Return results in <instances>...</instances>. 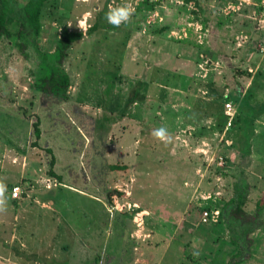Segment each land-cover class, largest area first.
<instances>
[{
    "label": "rangeland",
    "instance_id": "374dc122",
    "mask_svg": "<svg viewBox=\"0 0 264 264\" xmlns=\"http://www.w3.org/2000/svg\"><path fill=\"white\" fill-rule=\"evenodd\" d=\"M55 3L29 57L0 44V264H264V211L237 260L228 218L241 176L245 213L264 204V0ZM124 4L129 22L92 30ZM65 27L84 37L63 61L68 93L56 97L35 89L38 50L53 55ZM248 92L256 122L246 152L233 123L249 112L236 102ZM109 101L121 108L110 112ZM196 109L209 113L187 123ZM161 127L165 140L153 135ZM53 156L61 180L49 174Z\"/></svg>",
    "mask_w": 264,
    "mask_h": 264
},
{
    "label": "trees",
    "instance_id": "16d2710c",
    "mask_svg": "<svg viewBox=\"0 0 264 264\" xmlns=\"http://www.w3.org/2000/svg\"><path fill=\"white\" fill-rule=\"evenodd\" d=\"M58 1L60 0H27L25 4H21L17 0H0V44L3 40H8L11 44L14 43L25 57H29L26 54V51L30 47L38 48V39L42 29L41 18L47 4L50 5L51 3H57ZM108 24L109 23H106L101 26L96 24L92 30L94 29L93 31H95L97 29L100 30V28H107ZM83 37L84 34L82 31H73L68 27H65L62 36L58 40L56 52L53 55L38 50V52L41 53V60L38 65V73L36 72L37 81L35 89L48 95H55L56 97L66 96L71 86V79L70 75L63 68V61L68 57L73 46L82 40ZM258 74V78L263 77V70L261 71L260 69ZM250 98L251 94L248 92L243 101H236L242 105L243 103H246V106L249 107V112L248 114H245L244 112L241 116L236 117V121L233 123L234 129L241 132L243 136L245 144L247 145L246 152H249V149L251 148L248 144L249 140H251V136L254 134L253 124L256 122L253 118L255 111L249 103ZM105 102L106 101H104V103ZM113 105L114 107L118 106L119 109L121 108L119 102H117L116 105L111 102L110 105L108 104L109 107L107 108L110 112L114 110V107H112ZM207 113L209 112H203L197 109L195 111H190L187 115L192 116L195 119L193 121L187 120L186 122L193 123L195 120L196 122H202V119L204 120V117H207ZM225 118L227 119L226 114ZM243 128H245V130H242ZM33 129V134L37 140V143H34L33 146L39 147L38 143L42 137L41 122L39 119L33 124ZM197 129L198 130L194 133V138H199L201 135H205L204 126L201 125V127ZM47 151L50 154H53L51 150ZM54 165L55 157L53 156L51 161L52 169L50 168L49 174L52 177L61 180V178L54 173ZM110 168L112 171H122L126 170L127 166L112 165ZM249 188L250 185L246 178L241 176L239 180L234 183V196L229 202L231 203V206L229 208L230 211L228 213V218L232 222L231 230L235 238L233 242L239 248L237 253L233 256L235 260L243 257L245 248H250L255 242V240L251 239L249 235L260 226L261 215L264 211V204H258L255 216L245 213L243 208L247 202ZM233 222H235L236 225H233ZM243 262L244 259H240L233 264H242Z\"/></svg>",
    "mask_w": 264,
    "mask_h": 264
},
{
    "label": "clouds",
    "instance_id": "9594fccd",
    "mask_svg": "<svg viewBox=\"0 0 264 264\" xmlns=\"http://www.w3.org/2000/svg\"><path fill=\"white\" fill-rule=\"evenodd\" d=\"M134 9L130 4H124L119 7L110 8L106 14L107 22L115 27H119L122 23L130 21ZM153 135L160 140H165L169 137L166 128H158L153 132ZM7 186L4 182V178L0 177V212H5L7 209V198H6ZM15 191V190H14Z\"/></svg>",
    "mask_w": 264,
    "mask_h": 264
},
{
    "label": "built area",
    "instance_id": "2783aa9c",
    "mask_svg": "<svg viewBox=\"0 0 264 264\" xmlns=\"http://www.w3.org/2000/svg\"><path fill=\"white\" fill-rule=\"evenodd\" d=\"M233 112H234V107H233V105H232L231 103L227 104V105H226V109H225V113H226V115L232 117ZM14 190H15V191H14ZM12 194H13L14 199H20V198H21V195H22V190H21V188H20V187H15V188L13 189ZM206 214H207V215H206V219L209 220V218H210V214H209L208 212H207ZM205 222H206V221H205Z\"/></svg>",
    "mask_w": 264,
    "mask_h": 264
},
{
    "label": "crops",
    "instance_id": "0c3cea01",
    "mask_svg": "<svg viewBox=\"0 0 264 264\" xmlns=\"http://www.w3.org/2000/svg\"><path fill=\"white\" fill-rule=\"evenodd\" d=\"M22 199V198H21ZM20 200V199H19Z\"/></svg>",
    "mask_w": 264,
    "mask_h": 264
}]
</instances>
